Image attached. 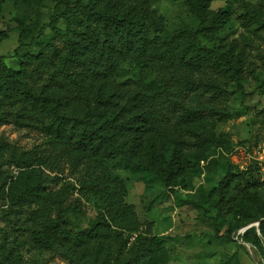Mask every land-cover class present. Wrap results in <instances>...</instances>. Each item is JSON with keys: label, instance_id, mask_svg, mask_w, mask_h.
Segmentation results:
<instances>
[{"label": "trees", "instance_id": "obj_1", "mask_svg": "<svg viewBox=\"0 0 264 264\" xmlns=\"http://www.w3.org/2000/svg\"><path fill=\"white\" fill-rule=\"evenodd\" d=\"M53 1L58 12L48 24L52 33L34 36L28 27L21 29L18 68L0 56V123L38 129L53 147L78 154L79 189L103 207L82 227L81 209H72L73 220L60 205L57 217L31 236L41 248L66 250L70 264H108L111 259L164 264L156 239L139 235L130 244L121 231L114 232L112 227L130 232L140 227L133 206L124 202L127 183L117 171H142L174 192L188 190L187 172L207 157L210 145L200 134L231 117L225 106L233 95L230 86L240 87L245 80L246 54L236 44L215 48L203 42L213 40L224 22L220 13L211 12L213 0H184L195 24L174 29L151 0ZM4 34L0 31V40ZM125 63L134 65L136 77L119 81ZM257 89L264 95V79ZM45 183L36 169L20 172L8 188L10 204H41ZM263 189L257 167L245 171L225 163L218 184L200 186L186 202L214 210L207 216L215 236L233 239L264 218ZM251 235L264 240V220L241 238ZM116 249L118 255H112ZM260 251L264 259L261 241ZM0 256L22 264L3 242Z\"/></svg>", "mask_w": 264, "mask_h": 264}, {"label": "rangeland", "instance_id": "obj_2", "mask_svg": "<svg viewBox=\"0 0 264 264\" xmlns=\"http://www.w3.org/2000/svg\"><path fill=\"white\" fill-rule=\"evenodd\" d=\"M151 7L163 15L169 29L195 24L184 0H151ZM210 10L220 13L224 22L213 40L203 42L215 48L236 44L246 54L245 80L240 87L235 83L230 86L233 95L225 106L231 117L208 126L206 133L200 134L208 138L210 145L207 157L187 172L188 190L174 192L154 176L119 169L118 174L127 183L124 202L133 206L140 227L135 232L112 228L115 233L121 231V237L129 239L130 244L137 242L139 235L156 239L158 257L164 264H264L260 254V241L264 246V240L255 235L249 240L241 238L248 226L240 229L233 239L217 238L208 217L215 211L186 202L196 196L200 186L210 189L217 185L224 175L225 163L233 164L237 170L257 167L264 180V95L257 89L259 80L264 79V0H213ZM57 12L53 0H18V3L4 0L0 31L5 34L0 40V56L18 68L16 49L21 29L28 27L34 36L40 31L50 34L48 24ZM58 26L64 28L62 23ZM135 77L134 65L125 63L117 79L127 81ZM190 138L196 141L194 132ZM54 147L50 138L38 129L13 122L0 123V243L18 254L22 264H70V253L41 248L33 240L32 230L55 219L60 205L70 212L73 220L76 214L72 209L80 208L82 227L95 219L103 207L96 198L79 189L78 179L83 171L75 165L78 154ZM28 169L38 170L46 179L41 204L11 205L8 188L20 172ZM112 255H118V250ZM0 264L13 263L0 256ZM108 264L120 263L111 259Z\"/></svg>", "mask_w": 264, "mask_h": 264}, {"label": "water", "instance_id": "obj_3", "mask_svg": "<svg viewBox=\"0 0 264 264\" xmlns=\"http://www.w3.org/2000/svg\"><path fill=\"white\" fill-rule=\"evenodd\" d=\"M264 220V218H262L261 220H259L258 222L256 223H253V224H250L247 228L253 226L254 224H256L258 227L260 226V223Z\"/></svg>", "mask_w": 264, "mask_h": 264}]
</instances>
